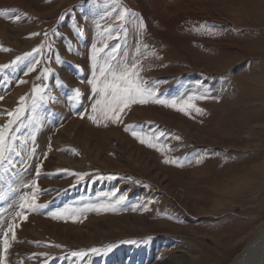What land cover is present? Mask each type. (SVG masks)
I'll list each match as a JSON object with an SVG mask.
<instances>
[{"label":"rangeland","instance_id":"1","mask_svg":"<svg viewBox=\"0 0 264 264\" xmlns=\"http://www.w3.org/2000/svg\"><path fill=\"white\" fill-rule=\"evenodd\" d=\"M4 9L0 127L25 111L0 165V264L233 263L264 224V0H0ZM94 45L97 76L106 61H139L157 99L203 96V111L150 101L94 123ZM34 195L43 207L31 211Z\"/></svg>","mask_w":264,"mask_h":264},{"label":"snow or ice","instance_id":"2","mask_svg":"<svg viewBox=\"0 0 264 264\" xmlns=\"http://www.w3.org/2000/svg\"><path fill=\"white\" fill-rule=\"evenodd\" d=\"M8 10H0V16L4 15ZM128 9H124L118 19L123 20L125 18L126 13H128ZM15 19L18 21L19 16H16ZM143 27V25H141ZM109 32V38L111 37V29L106 30ZM32 35H37V33H33ZM118 47V45H117ZM145 49H147V45H143ZM6 50V49H4ZM36 51H39L37 49ZM113 52L116 51L114 47L112 49ZM137 54L140 55V48H137ZM97 49L95 45L93 46V56H92V67L93 71V79L89 80L88 83L91 85L92 92L97 95V99L92 104V112L94 115L89 116L88 118L92 120L94 123H99V117L103 120H110L113 123L121 122V114L125 112L127 108L130 107L132 104H146L150 101L152 103L157 104H164L166 106L175 108L176 110L183 112L186 115H190L191 111H195L197 113H201L203 110L196 106L195 101L198 99H204L203 96H188L186 99L182 98L180 102L176 100L167 101V100H160L156 98V92L151 86H146L147 82L142 80L139 76L140 71H142V67L139 64V61H134L130 65L127 63H123L119 67L112 66L108 61L105 62L103 66L99 68V76H97L95 69L97 68V58H96ZM154 55V53H151ZM19 59V58H17ZM57 62H60L59 56H57ZM10 65L4 64L0 65V72H3L7 69ZM48 69H45V72H48ZM21 83H25L26 81H20ZM42 89L35 88L34 92L39 93ZM75 94L78 97L80 93V89H75ZM2 99V97H0ZM24 97H21V102L23 103ZM40 99H44L43 96ZM33 104H35V99L33 100ZM25 111L23 106L19 107L15 113L9 112L7 113L8 116L13 117V119L9 120L6 125L0 127V165L3 164V161L7 158L5 156L6 152L13 151L12 144L8 141V133L12 131V125L16 123L17 120L20 119V114ZM17 131L19 129H16ZM126 130H128L126 128ZM134 136H137L140 139L141 143L147 144L149 147H156L157 145L152 142L150 137H143L139 136L136 132H133ZM12 140H15L16 137L12 136ZM162 150V149H158ZM165 163H175L174 160L165 159ZM75 175L79 176L81 179L83 178V174L75 173ZM38 191V189H37ZM112 195H115L113 193ZM126 197L121 195L119 199L116 201L117 204L122 202ZM23 208L24 205H21ZM43 207V205H37L35 203V195L32 198V202L28 203V208L31 211H36L38 208ZM97 211H108V210H115L114 208H110L108 206H100L96 209ZM53 218H57L58 214L53 213ZM27 219L25 215L23 217ZM16 227L15 224L10 225L8 232H11L12 240L16 239L14 228ZM8 232L4 233V240H3V249L7 252L8 248L10 247L9 240H8ZM93 253H97L100 250L93 248L91 250ZM73 256L83 257L86 253L83 252H73ZM2 260V258H0Z\"/></svg>","mask_w":264,"mask_h":264},{"label":"bare ground","instance_id":"3","mask_svg":"<svg viewBox=\"0 0 264 264\" xmlns=\"http://www.w3.org/2000/svg\"><path fill=\"white\" fill-rule=\"evenodd\" d=\"M120 11V10H119ZM87 26V25H86ZM136 27V26H135ZM99 31V30H98ZM103 33V32H102ZM99 39V38H98ZM61 50V49H60ZM77 56V55H76ZM111 61V60H110ZM61 72V70H60ZM62 73V72H61ZM59 103V102H58ZM14 104V103H13ZM37 115V114H36ZM27 128V127H26ZM28 129V128H27ZM253 137V136H252ZM50 141V140H49ZM58 151V150H57ZM254 153V152H252ZM252 158V157H251ZM246 160V159H245ZM247 161V160H246ZM245 161V162H246ZM250 163V162H249ZM221 169V168H220ZM217 174V173H216ZM252 175V174H251ZM250 175V176H251ZM217 176V175H216ZM243 182V180L241 181ZM125 220V219H124ZM231 264H264V224ZM27 260V259H26Z\"/></svg>","mask_w":264,"mask_h":264}]
</instances>
